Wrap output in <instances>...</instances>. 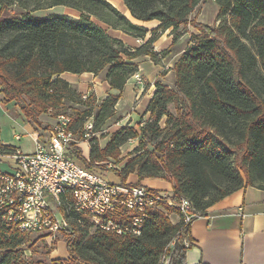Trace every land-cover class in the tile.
I'll return each mask as SVG.
<instances>
[{
	"label": "trees",
	"instance_id": "obj_1",
	"mask_svg": "<svg viewBox=\"0 0 264 264\" xmlns=\"http://www.w3.org/2000/svg\"><path fill=\"white\" fill-rule=\"evenodd\" d=\"M201 1L123 0L136 20L158 21L150 28L134 22L109 0H0V92L7 101H17L35 127L44 125L42 112L63 110L56 112L60 114L73 108L74 132L80 129L85 135L84 123L90 116L92 131L103 130L138 70L133 59L140 55L156 59L154 42L168 29L173 34L187 24ZM216 1L219 25H201V32L174 63L173 83L155 82L145 109L149 117L138 122V128L123 125L105 146L94 136L89 158L72 142V153L86 166L98 168L110 159L120 162L123 145L136 139L134 155L114 168L120 181L127 182L133 172L138 174L137 183L145 177L165 178L173 184L174 198L186 196L202 214L244 185L264 189V0ZM13 5L19 12L2 15ZM57 6L76 15L35 14ZM112 29L142 39L151 34L131 48ZM65 71L103 73L117 93L97 101L91 92L83 99L61 77ZM72 101L87 108H75ZM14 151V146L0 141V153ZM67 215L71 224L62 233L69 256L47 261L33 254L35 250L26 254L38 237L30 238L31 233L21 231L0 211V264H160L167 252L168 264H188L191 224L173 223L163 211H155L138 235L100 229L90 233L87 217L71 209ZM130 215L125 214V222Z\"/></svg>",
	"mask_w": 264,
	"mask_h": 264
},
{
	"label": "built area",
	"instance_id": "obj_2",
	"mask_svg": "<svg viewBox=\"0 0 264 264\" xmlns=\"http://www.w3.org/2000/svg\"><path fill=\"white\" fill-rule=\"evenodd\" d=\"M71 122L70 114H57L48 137L45 140L36 137L34 150L15 149L12 153H4L11 159V169H0V211L21 231L43 233L46 238L53 239L70 227L63 223L62 217H57V210L47 198L49 186H56L64 194L65 203L70 204L71 211L87 217L96 229L121 235L141 234L155 211H163L169 218L177 213L179 222L184 225L192 224L195 218L203 215L186 196L174 198L173 190L167 192L143 183L113 181L105 171L86 166L72 153V142L79 143ZM92 129L93 116H90L84 123L85 135L94 133ZM68 179L79 180L81 193L61 189V181ZM90 207L105 210V217L95 218L90 214ZM125 214H135V222L125 223ZM112 216H119L121 225H113ZM184 243L189 245L190 242L185 238ZM167 255H163L160 264L169 263Z\"/></svg>",
	"mask_w": 264,
	"mask_h": 264
},
{
	"label": "rangeland",
	"instance_id": "obj_3",
	"mask_svg": "<svg viewBox=\"0 0 264 264\" xmlns=\"http://www.w3.org/2000/svg\"><path fill=\"white\" fill-rule=\"evenodd\" d=\"M110 1H113V4L122 12L127 14V16H129L134 22L142 24L140 21H137L135 18L130 16V12L127 6L124 4L123 0ZM11 9H13L14 14ZM19 10L20 8L18 6L13 5L12 7L5 9L2 15L11 17L14 16L16 12H19ZM51 11H69L72 15H76L74 13V10L65 8L63 6H57L53 9L39 10L35 12V14L41 16ZM219 22V5L217 1L202 0L191 13L187 24L181 26L180 29L173 34L170 33L171 30H167L160 36L158 41L154 42L153 48L154 51L157 53L156 59L147 55H140L138 57H135L133 61L137 62L138 70L129 79L130 85L126 89V92L129 91V96H122L120 98L116 106L115 114L109 119H107L103 126V130L91 133L88 137H86L80 129L79 131L75 132V138L76 141L81 144L82 153L84 152V148L87 150V146H91L90 142L94 136L97 137L101 146H105V144L111 137V134L123 125L128 124L138 128V122H140L141 120L144 121L149 117V113L145 112V107L147 105V100L151 98V96L153 95L152 92H154L156 88L155 82L157 80H161L170 84L173 83V80L175 78V73L173 69L174 63L181 55L184 48H186L195 40V35L201 32V25L206 24L211 27H216L219 25ZM147 23L148 25L145 26L152 28L158 23V21L151 20ZM111 32L115 35L117 34L118 36L124 37L126 43L131 48H135L136 46L143 43L145 39L151 34V32H148L146 37L143 38L142 42L137 36H134L136 38L128 37L124 34L125 31L121 29H112ZM174 35H177V37H174ZM163 72L164 74H162ZM100 76L103 77V73H101ZM92 84L93 83L90 82V85ZM72 86L79 91L78 84L75 83L72 84ZM132 88L134 91H132ZM79 92L83 94L81 91ZM88 92L89 93H87L86 96L83 94V99H86L87 96L92 92V88L89 89ZM96 98L97 101L101 100L100 98L99 100L98 97ZM0 99H2L4 102H7L2 92H0ZM69 104L74 105L75 108L79 109L87 108L86 105L80 106L81 103H76L73 101ZM171 109L176 112L173 105H171ZM74 110L73 108H67L64 113L74 116ZM56 112H63V110L57 111L55 109H48L42 112L40 117L43 120L44 125H42L41 127L34 126V131L32 132L33 137H31V135L27 133L22 127V124L26 122L27 119L23 116L17 101L13 100V102L9 105L7 112L0 110V136L9 137L13 142L18 145H21L24 150H31L35 145L36 136H38L39 138H44V140L48 137V132L57 121ZM162 124H165L164 121H162ZM45 125H47L48 127H45ZM13 128L22 133V139L15 140L14 138H12L11 132ZM137 143L138 142L136 139H130L125 145H123L122 153L119 156V158H121L120 162H116L114 159H110L108 163H104V165L98 167V169L105 171L109 174L111 172H114V168H120L128 158L134 155V153L132 154L131 150L135 147V145H137ZM236 152L237 150H234V154ZM5 154L0 153V155H3V157H0V169L10 170L11 159L5 157ZM237 163L238 162H236V164ZM107 176L112 180V175ZM138 181L139 180L133 181V179H131L132 183H137ZM57 215L58 217L63 218L61 212H57ZM89 227L90 233L94 232L96 229V226L93 225ZM179 236L180 235L178 234L172 242L176 241ZM36 237L38 238L35 240L33 247H27L25 249L26 254H32L35 250L33 254L38 257L44 258L47 261H51V259L59 260L58 258H63L61 255L64 254L66 249L65 244L63 242V240H65L63 233H58L57 236L53 239L46 238V234L43 233H31L30 238L35 239ZM184 239V237L179 238V240L183 242ZM172 242L170 243L171 247L174 245L172 244ZM167 254V256H170L168 252Z\"/></svg>",
	"mask_w": 264,
	"mask_h": 264
},
{
	"label": "crops",
	"instance_id": "obj_4",
	"mask_svg": "<svg viewBox=\"0 0 264 264\" xmlns=\"http://www.w3.org/2000/svg\"><path fill=\"white\" fill-rule=\"evenodd\" d=\"M137 21H140L141 25H148L147 22H149ZM124 34L130 38H136L128 33L124 32ZM116 36L118 35L116 34ZM118 37L125 41L124 37ZM61 77L72 84H78L79 91L84 95L89 93L88 90L92 88V92H95L98 99L101 100L109 93H117V90L111 87L104 76L101 77L100 74L94 72L74 73L65 71L61 74ZM90 82L93 84L90 85ZM129 83L128 80L122 96H129V91L126 92ZM133 88L132 91H134ZM12 102L13 100L4 102L0 99V110L7 112ZM22 127L33 137L34 125L31 122H24ZM11 136L15 140L22 139V133L14 128ZM0 139L2 143L9 144L14 146L15 149H21L25 152H30L35 148L34 145L33 149L24 150L21 145L16 144L9 137L0 136ZM78 146L81 147V144L79 143ZM89 154L90 147L87 146V150L84 148L83 155L89 158ZM107 175H112L113 181H120V177L114 172L107 173ZM131 179L133 181L139 180L138 174L131 173L127 181L131 182ZM141 183L167 192L173 190L172 182L161 177H145L141 180ZM170 220L173 223H178L179 215L173 213ZM190 235L193 243L186 251L188 264H199L201 262L205 264H264V189L253 185H244L225 196L207 208L203 215L194 219L191 224ZM63 242L66 249L61 256L67 257L69 255L67 242L66 240H63Z\"/></svg>",
	"mask_w": 264,
	"mask_h": 264
},
{
	"label": "bare ground",
	"instance_id": "obj_5",
	"mask_svg": "<svg viewBox=\"0 0 264 264\" xmlns=\"http://www.w3.org/2000/svg\"><path fill=\"white\" fill-rule=\"evenodd\" d=\"M115 1V0H114ZM113 2V1H112ZM61 189L62 190H71V192L74 193H81V186L79 180L76 179H68L61 181ZM47 198L50 199L52 202V205H54L57 212H61L63 215L62 221L63 223H67L70 225V218H68L67 213L71 209L70 204L69 208L66 207L64 194L56 188V186H49V189L47 190ZM188 202L191 203V201L186 198ZM90 214L94 215L96 218H104L105 217V210H99L97 207H90ZM61 215V214H60ZM58 217V215H57ZM81 221V219H80ZM135 222V214L130 215V220L125 223H132ZM112 224L113 225H121V222L117 221L114 216H112Z\"/></svg>",
	"mask_w": 264,
	"mask_h": 264
},
{
	"label": "water",
	"instance_id": "obj_6",
	"mask_svg": "<svg viewBox=\"0 0 264 264\" xmlns=\"http://www.w3.org/2000/svg\"><path fill=\"white\" fill-rule=\"evenodd\" d=\"M110 1V0H109ZM111 2V1H110ZM111 3H113V2H111Z\"/></svg>",
	"mask_w": 264,
	"mask_h": 264
}]
</instances>
